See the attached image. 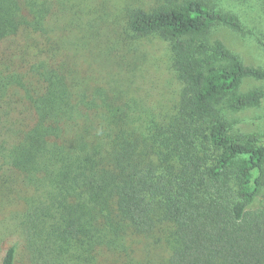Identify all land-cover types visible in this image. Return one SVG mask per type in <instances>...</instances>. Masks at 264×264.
Listing matches in <instances>:
<instances>
[{
	"label": "trees",
	"instance_id": "16d2710c",
	"mask_svg": "<svg viewBox=\"0 0 264 264\" xmlns=\"http://www.w3.org/2000/svg\"><path fill=\"white\" fill-rule=\"evenodd\" d=\"M151 1L128 28L169 42L182 89L143 121L58 37L66 0H0V212L14 219L0 264H264V136L231 135L222 113L263 104L264 89L238 90L264 69L206 39L257 35L205 0ZM157 233L169 255L137 258L132 239Z\"/></svg>",
	"mask_w": 264,
	"mask_h": 264
},
{
	"label": "rangeland",
	"instance_id": "374dc122",
	"mask_svg": "<svg viewBox=\"0 0 264 264\" xmlns=\"http://www.w3.org/2000/svg\"><path fill=\"white\" fill-rule=\"evenodd\" d=\"M216 10L235 14L247 30L257 36L242 34L222 25L213 26L206 39L219 40L240 55L248 66L264 69V0H205ZM151 0H66V29L59 36L72 50L83 55L79 65L92 84L110 85L131 98L144 119L173 111L182 89L171 66L170 44L159 35L139 36L130 32L126 10L151 6ZM65 46L69 49V46ZM85 49V51H83ZM264 89V81L246 79L238 92ZM222 113L230 121L234 136H264V102L260 107ZM14 222L11 208L0 212V236L8 233ZM167 233L134 237L131 248L139 259L143 256L167 257L172 242ZM164 236V237H163ZM3 243V245H2ZM6 243L0 240V260Z\"/></svg>",
	"mask_w": 264,
	"mask_h": 264
}]
</instances>
